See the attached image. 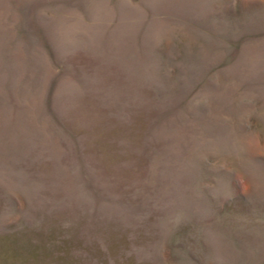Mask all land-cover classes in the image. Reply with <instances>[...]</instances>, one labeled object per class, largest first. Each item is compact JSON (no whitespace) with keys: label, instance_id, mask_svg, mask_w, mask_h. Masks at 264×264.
I'll list each match as a JSON object with an SVG mask.
<instances>
[{"label":"rangeland","instance_id":"1","mask_svg":"<svg viewBox=\"0 0 264 264\" xmlns=\"http://www.w3.org/2000/svg\"><path fill=\"white\" fill-rule=\"evenodd\" d=\"M0 264H264V0H0Z\"/></svg>","mask_w":264,"mask_h":264}]
</instances>
